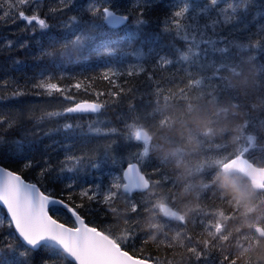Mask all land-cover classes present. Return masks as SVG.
Here are the masks:
<instances>
[{
	"label": "trees",
	"instance_id": "1",
	"mask_svg": "<svg viewBox=\"0 0 264 264\" xmlns=\"http://www.w3.org/2000/svg\"><path fill=\"white\" fill-rule=\"evenodd\" d=\"M48 3L50 0L41 1L44 11ZM167 3L168 0H159L150 13L149 26L131 46L130 50L141 53L143 59H127L142 66L143 71L131 77H113L125 89L120 98L112 102L101 96L99 99H107L108 103L98 115L74 121L84 133L89 126L100 129V133L82 136L69 145L74 155L84 156L81 165L76 166L79 171L71 173L66 168L61 171L65 150L60 141L64 137L54 132L43 135V131L55 128L56 120L64 119L46 117V110H60V105L45 103L48 98L32 94L31 89L25 96L13 95L40 72L51 70V62L41 58L25 23L15 18V10L7 5L0 8V13L10 12L9 17L0 19V116L15 121L23 111L28 117L26 130H43L27 137L32 142L30 156L36 161L32 168L20 163V137L16 132H0V165L21 174L52 197L84 203L80 211L86 224L111 237L131 255L152 264H264V237L255 232L257 225L264 228V190L254 191L249 180L240 175L225 174L211 155L226 144L234 150L228 158L238 156L240 145L253 140L260 157L252 162L264 166V124L260 123L264 121V48L257 46L261 38L251 36L256 31L254 26L250 32L230 30L226 43L234 50L233 58L247 59L245 67L228 69L216 79H207L213 73L212 55L196 65L181 61L177 49L187 52L186 42L176 37L170 22L168 26L173 31H161ZM260 3L264 0H257V7ZM130 7H136L135 0H130ZM69 15L72 13L50 19L51 31L63 32ZM128 30L135 28L129 25ZM9 41L14 47H8ZM24 41H29L30 46L21 48ZM235 44H239L238 50ZM160 56L171 58L173 63L165 64ZM251 57H255L254 62ZM220 59L223 58L217 55L215 63ZM101 64L92 57L63 70L66 77L72 74L91 85L89 93L80 91L77 99H96L97 91L109 89L102 78ZM134 121L151 144L145 160L138 158L134 143L124 139L127 127ZM248 124L250 129L246 131ZM45 159L52 171L42 177L40 166ZM98 160H105L104 185L122 176L125 165L135 161L151 180V188L129 196L120 191L122 183L118 182L107 205L89 202L81 193L98 179L92 167ZM65 163L73 166L72 161ZM193 171L200 176L194 178ZM69 184L73 187L69 188ZM162 205L168 215L161 213ZM53 214L61 222L71 223L63 211ZM0 222V234H7L4 211H0ZM47 258L72 264L50 246L49 252L40 249L33 253L32 264H42Z\"/></svg>",
	"mask_w": 264,
	"mask_h": 264
},
{
	"label": "snow or ice",
	"instance_id": "2",
	"mask_svg": "<svg viewBox=\"0 0 264 264\" xmlns=\"http://www.w3.org/2000/svg\"><path fill=\"white\" fill-rule=\"evenodd\" d=\"M135 3L136 7L131 8L130 0H50L46 5L47 11H44L40 0H0V8L7 5L8 9L15 10V18L25 23L26 30L32 34L31 41L38 45L41 58H47L51 62V70L40 72L27 82L24 89L14 90L13 95L22 97L27 95V89H31L32 94L47 97L45 103L60 105V110H46L49 120L64 118L56 120L53 130L43 131L35 127L26 130L25 122L28 117L23 111L15 121L0 116V132L14 130L20 137L19 158L24 167L32 168L36 163L30 156L32 142L27 139L28 135L43 131L44 136H50L54 132L64 137L60 141L61 148L65 150L64 161L60 162L61 171L65 168L70 173L79 171L76 166L81 165L84 156L74 155L69 145L82 136L99 134L100 129L89 126L88 132L84 133L81 125L74 121L83 119L86 114L99 113L108 103L107 99L101 101L99 97L110 98L112 102L120 98L125 89L113 77L125 74L131 77L143 71L142 66L133 64L127 58L131 57L135 61L143 59L141 53L130 49L149 26L150 13L159 4V0H135ZM68 12L72 15L64 22V31H51L49 20L59 19ZM9 15V11H3L0 19ZM165 16L161 31L172 32L173 29L168 26L170 22L175 26L176 37L186 42L187 52L177 49L181 61H191L196 65L212 55L213 73L207 79L218 78L231 59L229 47L221 46L226 37L219 33L224 28L250 32L254 26L256 31L251 36L261 38L257 41V46L264 48V3L257 7V0H168ZM129 25L135 31H129ZM120 29H124L123 33L116 35ZM29 46V41L20 44L21 48ZM8 47H14L11 41L8 42ZM217 55L223 58L218 64L215 63ZM92 57L102 62V78L110 87L106 91H97L96 99H77L80 91L89 93L91 85H85L82 78L72 74L66 77L63 70L68 65L86 63ZM159 58L165 64L173 63L171 58ZM260 123L264 124V121ZM250 125H246V131L250 129ZM126 132L125 141L129 144L135 142L140 149L139 155H146V152H141L142 144L137 139L139 128L135 121L127 127ZM66 161H72L73 166H68ZM104 163L105 160H98L92 164L98 173V179L82 191L81 195L89 202L107 205L117 183H122L126 178L131 186L133 174L140 167L135 162L129 163L122 176H115L108 185H104ZM51 171L52 167L45 159L40 166V176ZM68 187L73 185L69 184ZM84 207V203L74 204L52 197L41 191L35 183L26 182L21 174L0 165V211H4L9 229L7 234H0V264H32L33 253L40 249L49 252L50 245H54L63 253L65 260H71L72 264H81V257L87 258L85 264H105L102 259L91 258L93 244L89 233L100 230L85 223L80 211ZM61 211L69 216L70 224L55 218L53 213ZM80 225H84L87 232L82 231ZM121 251L126 252V249L121 248ZM42 264H60V261L47 258Z\"/></svg>",
	"mask_w": 264,
	"mask_h": 264
},
{
	"label": "water",
	"instance_id": "3",
	"mask_svg": "<svg viewBox=\"0 0 264 264\" xmlns=\"http://www.w3.org/2000/svg\"><path fill=\"white\" fill-rule=\"evenodd\" d=\"M41 1L44 0H40V2ZM99 113L86 114V115H98ZM137 139L141 141H145L147 139L145 132L139 131V136L137 137ZM133 162L134 161H129L125 165L123 170H126L127 165ZM138 166L140 167L139 164ZM222 168L225 174L227 175L237 174L248 179L251 188L254 191L264 190V166L255 165L252 161H250L248 158L244 156H235L227 159L223 163ZM133 176H134V180L131 186H129V182L126 178L122 182L120 191L123 194L132 196L135 193H145L151 188V181L146 175V173L141 169V167L133 174ZM80 227L82 231L87 232V229L84 228V225H80ZM255 232L259 237L261 238L264 237V228L262 226L257 225L255 227ZM89 235L93 244L91 258L102 259L105 262V264H152L147 260L131 255L127 251L126 252L121 251V247L111 237H109L108 235H106L101 231L96 233H89ZM50 247L57 249L54 245H50ZM86 259L87 258L81 257V264H85Z\"/></svg>",
	"mask_w": 264,
	"mask_h": 264
},
{
	"label": "rangeland",
	"instance_id": "4",
	"mask_svg": "<svg viewBox=\"0 0 264 264\" xmlns=\"http://www.w3.org/2000/svg\"><path fill=\"white\" fill-rule=\"evenodd\" d=\"M230 30L231 29H228L222 34V36L226 37V39L222 42L221 46H223V45H227L228 46V44L226 43V40L229 39V37H230L229 36V31ZM237 45H239V44L233 45L234 47H236V50H238L240 48V46H237ZM229 49H230V53H231V55L229 54L231 59L226 63V65H225V67L223 69L224 73H226V71L228 69H231V70L237 69V68L243 69L245 67L244 65H245V62L247 60L245 58H239V59L233 58L232 55H234V50L231 49L230 47H229ZM250 56H252V55H250ZM221 60L222 59L218 60L217 62L219 63ZM254 61L255 60H253L252 62H254ZM238 64H240V65L238 66ZM246 69L247 68H245V70ZM139 141L142 144L141 152L142 153L146 152V155H142V157L139 155L140 149H139L138 145L135 142H133L134 143V149L138 152V158H141V159L145 160L146 157H147V154H148V152L150 150L151 144H150V141H141V140H139ZM240 146H241V151L238 152L239 153L238 156H245L247 158H250L251 161L254 160L255 158H259L260 157V155L256 153L258 151L253 148L255 146L253 140H250L247 143L243 142ZM232 151H234V150L231 149L230 147H226V144H222V146L219 149H217L215 151V153H213L211 155H212V158H213L214 162L219 164L220 168H222L223 162L228 157L232 156V154H234V153H232ZM193 176H194V178H198L200 176V174L197 171H193ZM161 208H162L161 209V211H162L161 213L163 215H166V214L168 215L169 214V212H168V210H167V208L165 206L162 205Z\"/></svg>",
	"mask_w": 264,
	"mask_h": 264
},
{
	"label": "flooded vegetation",
	"instance_id": "5",
	"mask_svg": "<svg viewBox=\"0 0 264 264\" xmlns=\"http://www.w3.org/2000/svg\"><path fill=\"white\" fill-rule=\"evenodd\" d=\"M223 139H224V141H226V137H224ZM223 172H224V171H223Z\"/></svg>",
	"mask_w": 264,
	"mask_h": 264
}]
</instances>
